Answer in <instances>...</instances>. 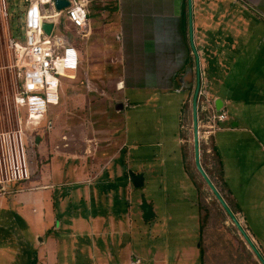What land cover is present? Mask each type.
Listing matches in <instances>:
<instances>
[{"label": "rangeland", "instance_id": "obj_1", "mask_svg": "<svg viewBox=\"0 0 264 264\" xmlns=\"http://www.w3.org/2000/svg\"><path fill=\"white\" fill-rule=\"evenodd\" d=\"M186 1L176 0L179 8L177 14L181 12L184 16V12L189 11ZM26 7L25 0H0V133L7 130L21 133L27 157L25 166L29 173L25 180L0 185V195L5 196L4 201L9 203L11 195L25 189L40 194L47 187L49 194L56 193L58 183L41 182L43 179L39 180L38 176L50 161L57 163V160L63 159L61 156L57 159V154L53 153L55 149L49 150L48 146L52 137L60 141L62 132L67 130L73 120L70 119L71 112L80 116L74 124L83 128L90 127L89 130L93 124L96 127L109 125L111 119V126L117 128L114 130V142L119 151L108 167L114 173L107 176L108 180L91 183L88 178L78 181L81 178L78 177L75 180L70 178L60 181L63 190L58 189L57 196L63 195L65 198L62 204L58 199L55 212L47 214L48 227L43 234L38 232V237L32 233L28 218L21 215L16 203L9 205L3 216H0V264H261L196 169L192 145V98L195 86H192V91L186 97V93L176 86L177 80L169 77L163 84L173 86L171 90L144 88L140 95H135L136 99L143 100L142 105L127 108L125 113L119 114H116L114 106L102 115L99 122L95 117H90L92 114L87 109L88 102L85 99L75 107L70 103L69 95L63 99L61 97L58 104H47L44 116L38 120H31L27 108H21L15 103L17 79L13 68L16 59L12 40L25 41ZM102 9V0H91L87 5L90 28L94 31L92 38L72 27L65 14L60 16V24L55 25L53 36L62 37L79 48L88 47L90 43L93 53L96 48L109 49L112 27L116 21L114 17L103 19L106 15ZM110 14L114 13L109 10L108 16ZM247 14L250 12L245 10L243 15ZM188 47L185 46L186 50ZM227 58L230 60L229 68L223 76L217 77V71L212 69L205 76L209 84L207 86L202 83L200 90V116L224 112L211 107L213 102L207 99L205 93L210 90V85L214 93L219 90L224 96L237 97L234 95L237 91L240 96L245 95L241 82L260 81L264 78V70L255 74L247 57L235 53V56L229 55ZM189 62L191 64V59ZM220 79L225 81L224 89L219 88L221 84L218 87L214 82ZM82 80L73 81L74 86H70L68 92L74 89L87 95V98L93 95L98 97L100 92L103 93L98 87L91 89L93 85ZM113 83L108 90L110 94H118ZM120 83L123 82L117 84ZM185 97L186 104L182 108ZM233 113L232 110L229 119L228 116L224 119L227 120L224 125L232 122ZM243 116V124L247 125V114ZM224 121L201 129L207 132L200 138L201 163L210 179L221 188V193L228 196L229 207L244 229L249 232L245 226L250 227L252 234L260 241V246L256 244L264 258V198L260 199L259 195H255L257 198L249 196L248 158L240 153L248 149V137L246 133L233 137L229 135L230 142L227 144L221 140L222 133L217 134L220 150L228 160L226 164L233 165L232 168L229 165L230 186L240 197L239 205L247 222L237 210L240 207L236 198L230 196L224 179H220L223 171L211 150V139L208 136L214 135L219 124ZM52 132L60 135H52ZM238 145H242L240 152ZM69 148L65 152L70 151ZM4 150L0 142V180L8 169L1 162ZM71 150L75 155H84L82 149ZM63 152L61 150L59 155H63ZM85 157L88 166L91 165V154ZM11 167L18 168L19 165ZM130 171L143 175L142 187L133 185ZM76 188L81 189L80 193L70 196L71 190ZM48 193L45 194L50 200ZM142 197L154 210V216L149 220L142 217ZM259 200L261 206L256 203ZM73 216L75 220L70 225ZM59 218L63 220L60 226L57 223ZM41 241L44 244L41 245Z\"/></svg>", "mask_w": 264, "mask_h": 264}, {"label": "crops", "instance_id": "obj_2", "mask_svg": "<svg viewBox=\"0 0 264 264\" xmlns=\"http://www.w3.org/2000/svg\"><path fill=\"white\" fill-rule=\"evenodd\" d=\"M111 1L102 0V12L104 11L106 15L103 16V19L110 20L114 17L116 21V25L112 27L109 49L96 48L93 53L90 43L88 47L79 48L66 40L75 49L77 64L74 67H64L63 74L60 75L62 77L60 78L62 85L60 100L61 97L63 99L69 95L70 103L77 107V104L85 99L88 102V108L85 107L92 114L90 117H95L99 122L102 115L114 106L116 114H119L125 113L127 108L142 105L143 100L136 99L135 95H140L144 88L157 87L164 91L171 90L173 86L163 84L169 77H172V80H177L176 86L178 89L180 88V91H184L187 97L188 92L192 91V86L196 84L195 73L193 77L186 75L188 68L195 69V57L189 39L188 12H184V16L181 15V12L177 14L179 8L176 6V0ZM109 10L114 14L108 16ZM245 10L250 14L243 15ZM192 20L194 45L199 55L201 69V87L202 83L207 86L209 84L205 77L209 69L217 71L219 73H216L217 77L223 76L229 68L230 60L227 57L235 56V53L247 57L255 74L259 70H264V0H192ZM70 25L74 27L71 23ZM86 31L92 38L94 31L90 28V24ZM77 33L79 32L77 31ZM187 45L189 47L186 50L185 46ZM83 57L85 61H83ZM190 59L191 64H189ZM171 72L172 75H169ZM82 79L93 85L91 89L95 90L98 87L103 93L100 92L98 97L96 95L88 97V100L87 95L84 96L74 89V91L68 92V88L74 86L72 85L73 81H83ZM221 79L214 82L218 87L221 84L222 87L219 88L224 89L225 81ZM120 81L124 83H122V87H118L117 83ZM234 82L238 84L237 81ZM112 83L118 94H110L108 89ZM241 83L244 96H240L239 91L234 94L237 97L224 96L219 90L214 93V88L211 85L210 90L205 92L207 99L212 100L214 105L212 104L211 107H214L215 110H217L216 101H220L219 107L227 114L228 119L229 113L232 110L234 112L232 122L228 125H224L227 120L221 122L213 136L222 160L225 187L230 196L236 198L238 205L240 197L230 186V164H226L228 160L220 150L218 132L222 133V142L225 141L227 144L230 142V136L246 133L249 142L248 149L240 152L242 145L238 146L241 156L246 155L248 158L249 196L257 198L255 195H259L260 199L264 198V194H261L264 191V78H261L260 81H243ZM235 86L238 87V85ZM186 97L183 100L182 108L186 103ZM243 114H247V125L243 124ZM70 117L73 120L69 127H66L67 130L62 132L60 141L58 142V138L54 140L52 137L48 146L49 150L55 149L53 153L57 154V159L60 156L63 159L57 160V163L50 161L38 176L39 180L43 179L40 180L41 182L58 183L59 187L57 190L55 189L56 193L49 194L47 187L40 194L31 189H25L18 194L11 195L9 203L4 201L5 196L0 195L2 199L0 216H3L9 205L16 203L21 215L28 218L27 222L36 237L40 235L38 232L43 234L47 229V214L55 212V206L59 203L58 199L62 204V199L65 198L63 195L57 196L58 189L63 190L62 185L59 184L61 180L70 178L75 180L81 177L78 181L88 178L92 183L97 180H108L107 176L114 174L113 171L108 170V167L119 150L115 148L114 130L117 128L111 126L112 120L109 119L110 124L105 126L96 127L93 124L92 129L89 130L90 127L83 128L81 125L74 124L80 117L78 113L71 112ZM52 133V135H60ZM75 135H77L76 138ZM67 147H70V151L65 152ZM73 148L84 150V155H75L76 153L71 152ZM61 150H64L63 155H59ZM113 151L116 152L113 154ZM87 154H91V165L89 166L85 159ZM230 167L232 168L233 165ZM80 191L81 189L76 188V190H71L73 194H69L70 196L78 195ZM89 191L91 192V189ZM45 193L50 195V200ZM256 203L260 206L262 204L260 200ZM240 213L244 217L242 219L247 222L241 207ZM74 220L73 216L70 225ZM62 221L60 218L57 219L59 226ZM245 227L254 243L257 242L260 246V241L252 234L250 227ZM40 244H44V241H41ZM41 256L43 257V254Z\"/></svg>", "mask_w": 264, "mask_h": 264}, {"label": "built area", "instance_id": "obj_3", "mask_svg": "<svg viewBox=\"0 0 264 264\" xmlns=\"http://www.w3.org/2000/svg\"><path fill=\"white\" fill-rule=\"evenodd\" d=\"M68 1L67 7L57 10L55 0H25V41L12 40L16 59L13 68L17 79L15 103L21 108H27L31 120L43 117L47 104L59 103L60 75L63 74L64 67H74L77 64L75 49L64 38L53 36L55 25L61 22L60 15L65 14L67 20L82 35L87 33L89 27L87 5L91 0ZM44 23L53 24L51 34L47 35L43 30ZM226 117L224 112H220L218 115L209 114L199 119L200 138L207 133L202 132V128H209L212 123L224 121ZM0 136L1 146L5 149L1 162L8 166L0 185L27 179V157L21 133L7 130L0 133ZM16 164L19 165L18 168L11 167Z\"/></svg>", "mask_w": 264, "mask_h": 264}, {"label": "water", "instance_id": "obj_4", "mask_svg": "<svg viewBox=\"0 0 264 264\" xmlns=\"http://www.w3.org/2000/svg\"><path fill=\"white\" fill-rule=\"evenodd\" d=\"M69 5L68 0H55V7L57 10H62L64 7H67ZM189 5V11H188V21H189V39H190V45L193 51V55L195 57V69L188 68L186 71L187 77H193V74L195 73L196 78V84L194 89V94L192 98V117H193V148H194V162L197 171L205 181V183L208 185L210 190L213 192L214 196L218 200V202L221 204V206L224 208V210L227 212V214L232 219L233 223L236 225L240 233L245 238L246 242L252 249V251L255 253L261 264H264V258L262 257L257 245L254 243L248 232L244 229L239 219L236 217V215L233 213L231 208L229 207L228 203L224 199V197L221 195L215 184L212 182L210 177L208 176L207 172L202 166L201 163V153H200V135H199V119H198V98L201 90V69H200V62H199V55L197 53L196 47L194 45V39H193V20H192V0H188ZM53 28L52 23H44L43 24V30L47 35L51 34ZM220 101H216V109L219 111L221 108L219 107ZM131 181L135 187H142L144 184V177L142 174H135L132 171L129 172ZM140 208L142 209V217L145 220H149L154 216V210L152 206L148 203V201L142 197Z\"/></svg>", "mask_w": 264, "mask_h": 264}, {"label": "trees", "instance_id": "obj_5", "mask_svg": "<svg viewBox=\"0 0 264 264\" xmlns=\"http://www.w3.org/2000/svg\"><path fill=\"white\" fill-rule=\"evenodd\" d=\"M198 101H199V98H198ZM186 104V103H185ZM185 104H184V106H185ZM204 116V115H203ZM203 116H200V111L198 110V119H201ZM210 139H211V146H212V148H211V150L213 151V153H214V157L217 159V161H218V164H219V166L221 167V170H222V160H221V157H220V155H219V152H218V149H217V147H216V144H215V138H214V136L212 135V136H210L209 137ZM201 151H202V149H201V146H200V153H201ZM206 171V170H205ZM208 174V173H207ZM209 176V175H208ZM223 175H220V179L221 180H223V177H222ZM210 177V176H209ZM212 180V179H211ZM213 182V181H212ZM214 183V182H213ZM215 184V183H214ZM216 186V185H215ZM217 187V186H216ZM217 189L219 190V189H221V188H218L217 187ZM219 192L221 193V191L219 190ZM221 195L224 197V199L226 200V202L228 203V205H229V202H228V196H225V194H223V193H221ZM231 208V207H230ZM232 209V208H231ZM238 210V212L240 211V209L238 208L237 209ZM201 229H202V226H201Z\"/></svg>", "mask_w": 264, "mask_h": 264}, {"label": "bare ground", "instance_id": "obj_6", "mask_svg": "<svg viewBox=\"0 0 264 264\" xmlns=\"http://www.w3.org/2000/svg\"><path fill=\"white\" fill-rule=\"evenodd\" d=\"M119 85H121V86H119V87H122V83H120Z\"/></svg>", "mask_w": 264, "mask_h": 264}]
</instances>
